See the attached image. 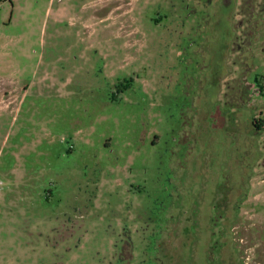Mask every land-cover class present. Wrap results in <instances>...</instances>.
I'll list each match as a JSON object with an SVG mask.
<instances>
[{
    "label": "rangeland",
    "instance_id": "obj_1",
    "mask_svg": "<svg viewBox=\"0 0 264 264\" xmlns=\"http://www.w3.org/2000/svg\"><path fill=\"white\" fill-rule=\"evenodd\" d=\"M263 42L264 0H0V264H264V95L227 99ZM187 151L211 182L170 256Z\"/></svg>",
    "mask_w": 264,
    "mask_h": 264
},
{
    "label": "flooded vegetation",
    "instance_id": "obj_2",
    "mask_svg": "<svg viewBox=\"0 0 264 264\" xmlns=\"http://www.w3.org/2000/svg\"><path fill=\"white\" fill-rule=\"evenodd\" d=\"M258 14L260 15V11L256 13L257 16H259ZM249 15L253 16L254 10H251ZM263 46H264V42H263ZM251 51H252L251 46L249 47V49H246V52L248 53V55L246 56L247 57L246 64L248 62V59L250 58ZM244 67H246V65ZM247 69H250V68H247ZM238 85H240V84L238 83ZM240 87L239 86L237 87L239 91H237V88L235 89V87H234L235 92H230V93H232V95H230V97L227 98V99H229L228 102H230L231 105H234V108L236 109V112H234L235 113L234 114L235 120H234V122L232 121V125L237 124V121L241 122V119L239 121V118H237V115L239 114L237 112L238 111L239 112H242V111L246 112L248 109V106H249L248 103L250 100L258 101L259 102L258 106L262 107L261 104L263 103V100L260 96L263 97V95H264V74L261 77L256 76L254 79V82L252 84L247 83V81L245 80V86L241 87V88ZM252 88H253V92L251 91ZM251 118L249 119V120H251V124L249 123L247 126L245 125V128H248L249 125L250 126L253 125L254 126L253 128L255 129V131L258 134L264 135V115L256 114V115H253ZM221 119H223V117ZM262 122H263V124H262ZM224 123H225V121H224ZM224 123H223V128L225 129L226 126ZM190 132L191 131L188 130L187 127H184V128L181 127V139H180L181 145L186 146L188 139L190 137ZM154 143H155V140H154ZM185 155H188V156L183 161L180 162L179 158L176 157V158H172L171 162L169 164L170 170H171L173 177H174L171 180V190L173 192H176V197L174 199H172V204H171V206H173V208H174V211H176V213L174 214L176 216V218H175L174 223H173V225L175 227V232L170 233L169 239L171 241H169V240L167 241V243L170 244L169 247L167 244V247H168L167 252H168V254H170V256L172 255V253L174 251V244H176L179 240H183V237L186 236V229H187L188 221H189V217L187 215L189 208L194 207L196 204L199 206V204H200L199 198L202 199L203 193L207 189V185L209 186V183L211 182V180H207V178L204 177V175H203L204 173H201L202 172L201 170L199 171V169H201V166L203 165V161H202L201 157L193 155L192 151H187ZM184 165H185V167H187V169L190 168L191 170H193V171H190L191 174L188 173L187 177L185 176V173L183 172V170L185 168ZM190 178H191V180H189ZM200 181H201V183H200ZM212 189H216V188L213 187ZM214 196H216V195H214ZM243 197L244 196H242V198L239 202H236V205L234 204V200H231L229 198L228 199L229 208L225 209V211L227 212L228 215L235 214L236 221H237L236 225H239L240 221H241L240 220L241 215L237 216L236 212H237L238 207L240 206V203L242 202ZM201 202H202V200H201ZM206 205L208 206V208H211L210 203H208ZM234 206H235V208H234ZM236 225L234 226V229H235ZM214 228L215 227L212 226L211 231L209 228V231H208L209 235H212L215 232ZM180 234L182 236H180ZM234 234H235V230H234ZM234 240H235V238H234ZM227 243H233V242L232 241H230V242L225 241L224 245ZM224 245H223V249H224ZM211 246H212L211 244L207 245V251L208 252H209ZM223 249L221 250V253L224 254ZM235 257H237V255H235ZM226 258L232 260L231 256H229V255ZM190 264H194V263L190 262Z\"/></svg>",
    "mask_w": 264,
    "mask_h": 264
}]
</instances>
